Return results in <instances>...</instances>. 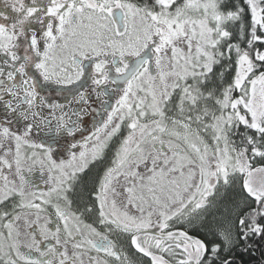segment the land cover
Masks as SVG:
<instances>
[{
	"label": "snow or ice",
	"instance_id": "obj_1",
	"mask_svg": "<svg viewBox=\"0 0 264 264\" xmlns=\"http://www.w3.org/2000/svg\"><path fill=\"white\" fill-rule=\"evenodd\" d=\"M257 251L264 0H0V264Z\"/></svg>",
	"mask_w": 264,
	"mask_h": 264
},
{
	"label": "flooded vegetation",
	"instance_id": "obj_2",
	"mask_svg": "<svg viewBox=\"0 0 264 264\" xmlns=\"http://www.w3.org/2000/svg\"><path fill=\"white\" fill-rule=\"evenodd\" d=\"M49 99H52V100H54V101H62L63 100V97H60V96H49L48 97ZM85 119L86 120H91V118L89 117V116H85ZM99 119H100V117H96V121H99ZM87 128H88V130H91L92 128H93V123L92 122H90L88 125H87ZM34 139H36L37 141L39 140V138L38 137H34ZM34 180L39 184V186L41 187V188H43L44 187V185H43V182H42V178L40 177V174L37 172V173H35L34 174Z\"/></svg>",
	"mask_w": 264,
	"mask_h": 264
},
{
	"label": "trees",
	"instance_id": "obj_3",
	"mask_svg": "<svg viewBox=\"0 0 264 264\" xmlns=\"http://www.w3.org/2000/svg\"><path fill=\"white\" fill-rule=\"evenodd\" d=\"M244 259L246 264H258V261L260 260V253L257 251L255 256H245Z\"/></svg>",
	"mask_w": 264,
	"mask_h": 264
}]
</instances>
